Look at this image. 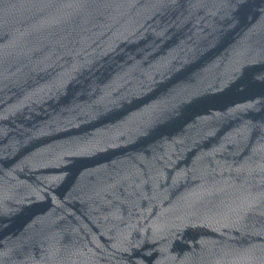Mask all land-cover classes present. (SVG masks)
I'll return each instance as SVG.
<instances>
[{"label":"water","instance_id":"1","mask_svg":"<svg viewBox=\"0 0 264 264\" xmlns=\"http://www.w3.org/2000/svg\"><path fill=\"white\" fill-rule=\"evenodd\" d=\"M22 0H0V47Z\"/></svg>","mask_w":264,"mask_h":264}]
</instances>
